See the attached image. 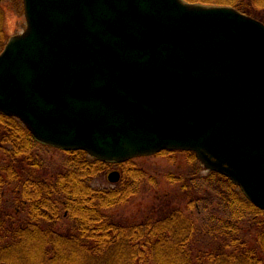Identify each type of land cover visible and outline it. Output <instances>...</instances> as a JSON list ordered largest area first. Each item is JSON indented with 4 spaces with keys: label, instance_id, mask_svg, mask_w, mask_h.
Instances as JSON below:
<instances>
[{
    "label": "water",
    "instance_id": "obj_1",
    "mask_svg": "<svg viewBox=\"0 0 264 264\" xmlns=\"http://www.w3.org/2000/svg\"><path fill=\"white\" fill-rule=\"evenodd\" d=\"M23 5L26 28L0 53V112L106 162L193 152L264 210L263 22L184 0Z\"/></svg>",
    "mask_w": 264,
    "mask_h": 264
},
{
    "label": "trees",
    "instance_id": "obj_2",
    "mask_svg": "<svg viewBox=\"0 0 264 264\" xmlns=\"http://www.w3.org/2000/svg\"><path fill=\"white\" fill-rule=\"evenodd\" d=\"M184 1L231 6L264 23V0ZM3 16L0 8V52ZM160 154L186 155V164L153 176L135 159L60 150L0 112V264H264V210L193 152ZM115 165L114 187L94 185ZM161 180L173 185L168 193L158 191ZM145 193L153 197L142 215L126 216Z\"/></svg>",
    "mask_w": 264,
    "mask_h": 264
},
{
    "label": "rangeland",
    "instance_id": "obj_3",
    "mask_svg": "<svg viewBox=\"0 0 264 264\" xmlns=\"http://www.w3.org/2000/svg\"><path fill=\"white\" fill-rule=\"evenodd\" d=\"M21 2L23 0H20ZM0 8L4 13L3 20H4V30H5V37L4 39L6 42L9 40L10 37L22 33L26 28V20L23 9L18 11L16 9V1L15 0H3L0 3ZM1 53V52H0ZM52 154H54L57 158V156H60L62 153L58 150H52ZM171 155V154H170ZM169 154H159V155H153V156H147V157H141L136 158L135 162L139 163L141 166H143L149 174H153V176H156V174L164 175L165 173L173 170L175 168L176 164L173 163H179L181 165L186 164V155H178V160L172 161V156ZM112 171H119L121 173L120 167L117 165L113 166V168L101 176L99 179H97L94 183L96 186L101 187H114L116 184L111 183L108 180V175ZM173 185H170L164 180L160 181V186L158 191L161 193H168L172 189ZM141 194L135 203L130 206L124 214L130 218L138 217L142 215V210H144L147 206V203L151 201V198L153 197V194ZM141 213V214H140ZM140 219V218H138Z\"/></svg>",
    "mask_w": 264,
    "mask_h": 264
},
{
    "label": "bare ground",
    "instance_id": "obj_4",
    "mask_svg": "<svg viewBox=\"0 0 264 264\" xmlns=\"http://www.w3.org/2000/svg\"><path fill=\"white\" fill-rule=\"evenodd\" d=\"M92 157V156H91ZM96 159V158H95ZM99 160V159H98ZM118 164H120V163H118Z\"/></svg>",
    "mask_w": 264,
    "mask_h": 264
}]
</instances>
